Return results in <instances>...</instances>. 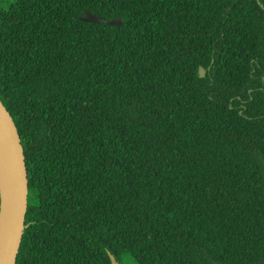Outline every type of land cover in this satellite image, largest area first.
I'll list each match as a JSON object with an SVG mask.
<instances>
[{"label":"trees","instance_id":"obj_1","mask_svg":"<svg viewBox=\"0 0 264 264\" xmlns=\"http://www.w3.org/2000/svg\"><path fill=\"white\" fill-rule=\"evenodd\" d=\"M0 100L17 264H264V0H0Z\"/></svg>","mask_w":264,"mask_h":264},{"label":"water","instance_id":"obj_2","mask_svg":"<svg viewBox=\"0 0 264 264\" xmlns=\"http://www.w3.org/2000/svg\"><path fill=\"white\" fill-rule=\"evenodd\" d=\"M81 20L90 23L122 25L123 19H104L86 11ZM205 75L204 69L200 70ZM0 264H17L26 229L29 178L20 133L13 117L0 100ZM112 264H121L109 252Z\"/></svg>","mask_w":264,"mask_h":264},{"label":"rangeland","instance_id":"obj_3","mask_svg":"<svg viewBox=\"0 0 264 264\" xmlns=\"http://www.w3.org/2000/svg\"><path fill=\"white\" fill-rule=\"evenodd\" d=\"M122 264H137L136 261L129 255H124L121 258Z\"/></svg>","mask_w":264,"mask_h":264},{"label":"bare ground","instance_id":"obj_4","mask_svg":"<svg viewBox=\"0 0 264 264\" xmlns=\"http://www.w3.org/2000/svg\"><path fill=\"white\" fill-rule=\"evenodd\" d=\"M0 160H1V167H2V165H3V161H2V158L0 157Z\"/></svg>","mask_w":264,"mask_h":264}]
</instances>
